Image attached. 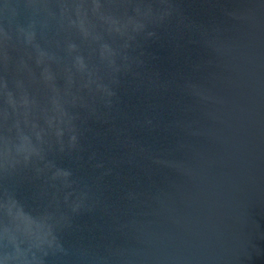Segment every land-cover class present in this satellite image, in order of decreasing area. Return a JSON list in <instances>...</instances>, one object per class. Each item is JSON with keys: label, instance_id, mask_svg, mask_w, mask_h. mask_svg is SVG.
I'll use <instances>...</instances> for the list:
<instances>
[{"label": "clouds", "instance_id": "1", "mask_svg": "<svg viewBox=\"0 0 264 264\" xmlns=\"http://www.w3.org/2000/svg\"><path fill=\"white\" fill-rule=\"evenodd\" d=\"M76 139L77 138L75 136L72 137L73 146H75V144H76ZM56 176L63 177V178H65V180H67V178L72 176V171L69 169L58 168L56 171ZM66 199H67V197H66ZM72 207H73L74 212H79L81 210L82 204L79 202H76L73 204Z\"/></svg>", "mask_w": 264, "mask_h": 264}]
</instances>
